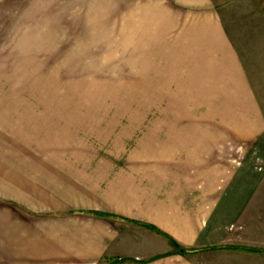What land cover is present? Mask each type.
Wrapping results in <instances>:
<instances>
[{
    "label": "rangeland",
    "instance_id": "374dc122",
    "mask_svg": "<svg viewBox=\"0 0 264 264\" xmlns=\"http://www.w3.org/2000/svg\"><path fill=\"white\" fill-rule=\"evenodd\" d=\"M0 264H264V0H0Z\"/></svg>",
    "mask_w": 264,
    "mask_h": 264
},
{
    "label": "crops",
    "instance_id": "0c3cea01",
    "mask_svg": "<svg viewBox=\"0 0 264 264\" xmlns=\"http://www.w3.org/2000/svg\"><path fill=\"white\" fill-rule=\"evenodd\" d=\"M210 26H211V28L209 27V29L211 30L212 35H217V28H216V26L214 24H212V25L210 24ZM204 30H205V35H207V29L204 28ZM212 42H213V40H212ZM203 48H207L208 49V46H204ZM229 95L230 96H236V95L246 96V95H248V91L245 89V86L242 84V82L241 81H238L235 84L234 90L233 91L232 90L229 91ZM167 141L168 140H166L165 142H167ZM170 145H171V143L168 142L167 143V146L168 147L167 146H165V147H167L168 149H170L171 148ZM72 186H73V189L76 192L81 189L80 187H76L73 183H71V187ZM72 192H74V191L72 190ZM96 212H99V211H96ZM109 214L113 215V217H114V215H116V214H112V213H109ZM150 224H151L150 227L153 226V227L157 228L160 232H163V234L167 235L168 237L173 238L181 247H183L185 249H191L192 250L190 252H180V251H178V250L175 249V246L172 243L173 246H174L173 252L182 253V254H195V253L207 252V251H238V250L239 251H244V252L252 251V250H244V249L236 248V247H243V248H248L249 249L251 247H248V246H245V245H239V244H228V243H224V244H207V245H199V246H186V244H183L182 241L176 239L172 234H170V233H168L166 231H163L156 224H154V223H150ZM156 233H157V235L159 234L158 232H156ZM163 234L160 233L159 235L162 236L163 238H166L167 240H169V238L167 236L163 235ZM251 249H253V248H251ZM158 255H160V254H157V255H155L153 257H156V258L162 257V255H160V257H158ZM149 259L152 260L151 258H149Z\"/></svg>",
    "mask_w": 264,
    "mask_h": 264
},
{
    "label": "trees",
    "instance_id": "16d2710c",
    "mask_svg": "<svg viewBox=\"0 0 264 264\" xmlns=\"http://www.w3.org/2000/svg\"><path fill=\"white\" fill-rule=\"evenodd\" d=\"M96 214H99L98 212H96ZM152 228H154L155 230H157V232L158 233H161L157 228H155V227H153L152 226ZM162 234V233H161ZM165 235V234H164ZM165 236H167V235H165ZM168 237V236H167ZM170 240H171V242L174 244V246H175V249L176 250H178V251H180V252H190V251H192L191 249H185V248H183V247H181L173 238H171V237H168ZM236 248H239V249H244V250H252V251H256L257 249H251V248H243V247H236ZM261 250V249H260Z\"/></svg>",
    "mask_w": 264,
    "mask_h": 264
}]
</instances>
